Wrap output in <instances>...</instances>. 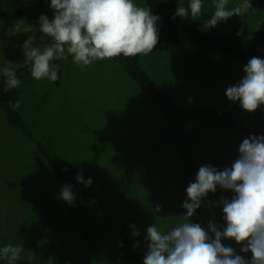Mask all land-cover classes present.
Returning a JSON list of instances; mask_svg holds the SVG:
<instances>
[{
  "label": "rangeland",
  "instance_id": "1",
  "mask_svg": "<svg viewBox=\"0 0 264 264\" xmlns=\"http://www.w3.org/2000/svg\"><path fill=\"white\" fill-rule=\"evenodd\" d=\"M252 1V0H251ZM160 0H135L151 11ZM189 0L179 5L187 6ZM242 2L230 0L229 7ZM9 10L21 8L23 16L12 26L0 19V73L5 67L25 64L22 45L35 35L43 48L49 38L39 32V17L53 18L50 0H3ZM213 0H204L199 21L187 19L200 30L211 18ZM32 25L34 33H15L16 24ZM243 26L244 38L264 27V0L252 14L234 16L206 30L227 33ZM144 68L171 94L180 106L217 105L243 122L264 129V105L249 113L238 102L229 101L226 90L245 75L242 63L228 54L198 44L159 43L154 51L141 56ZM12 62V63H9ZM236 61L239 66L216 64ZM63 79L58 86L47 79L35 80L24 74L19 86L18 108L30 135L11 125L0 105V248L24 244L21 258L41 264H135L118 256L122 246L119 230L128 216L137 220L139 237L131 245L147 250V227L156 224L161 231L183 222L187 199L180 151L172 140H164L168 122L158 100L149 95L116 60L96 61L81 68L72 58L62 64ZM249 135L221 127L209 115L196 117L186 132L189 156L198 168L212 165L218 170L230 167L238 148ZM45 145L74 183V205L59 198L61 182L54 166L41 152ZM93 178L86 187L76 179ZM231 191L209 193L192 217L207 229L214 220L226 226L222 208L210 207ZM95 201V202H93ZM161 209L156 212V208ZM85 229L89 236L85 235ZM241 255L234 240L222 239Z\"/></svg>",
  "mask_w": 264,
  "mask_h": 264
},
{
  "label": "clouds",
  "instance_id": "2",
  "mask_svg": "<svg viewBox=\"0 0 264 264\" xmlns=\"http://www.w3.org/2000/svg\"><path fill=\"white\" fill-rule=\"evenodd\" d=\"M229 4L230 0H213L211 18L204 21L201 31L231 17H243L253 7L251 0H242L231 7ZM50 8L53 18L42 14L38 21V30L49 38L48 44L43 48L36 46L37 37L29 35L20 45L31 76L37 81L56 82L59 65L54 61L67 60L69 56L83 69L96 61L147 56L159 43L157 24L161 17L153 14L150 6H140L135 0H50ZM203 13L204 0H189L187 6L177 5L172 18L190 17L199 21ZM25 23L20 20L15 33H34V27L29 24L21 31ZM243 32L242 26L237 35ZM243 72L245 75L237 84L228 86L226 96L245 111L254 113L264 105V59L252 57ZM3 77L6 90L22 83L11 67L3 69ZM8 106L18 109L21 101L13 104L9 100ZM238 152L231 166L223 170L212 165L200 166L195 181L186 188L183 222L167 231H161L155 223L147 227L143 264H264V135L253 134L243 139ZM76 179L86 187L93 183V178L84 179L82 173ZM218 188L234 193L231 198L221 197L215 203L208 201L210 207L222 208L226 226L210 220L205 229L200 223L192 222V217L209 193H216ZM59 198L74 205L77 194L73 185L62 186ZM160 211L157 207L156 212ZM130 228L133 237L140 236L134 224ZM222 239L234 240L241 246V252H250L251 257L225 246ZM24 249V244L9 243L0 248V258L7 264H15Z\"/></svg>",
  "mask_w": 264,
  "mask_h": 264
},
{
  "label": "trees",
  "instance_id": "3",
  "mask_svg": "<svg viewBox=\"0 0 264 264\" xmlns=\"http://www.w3.org/2000/svg\"><path fill=\"white\" fill-rule=\"evenodd\" d=\"M181 0H160L159 4L152 10V13L159 15L161 19L158 21L157 27L159 29V43L181 44L192 42L198 44L206 49L225 53L234 58L239 63L246 65L247 62L254 56L264 59V27L256 31L250 37L244 38L242 35H237L241 26L236 25L230 32L227 33H207L202 32L199 28L192 25L188 20L177 17L173 19L177 5ZM41 0H38L40 3ZM253 7L248 11V14L254 13L261 5L262 0H252ZM23 16V10L16 8L9 10L0 0V19L7 26H12L16 21ZM158 43V44H159ZM141 56L134 58L118 57L114 60L121 63L128 74L133 77L139 85L153 98L159 101L163 116L168 122V128L164 135V140H172L177 145L182 162L185 169V177L183 181V192L186 193V188L190 182H194L196 174L199 170L195 162L188 154L186 144V132L189 124L193 120L203 114H209L221 127H230L240 130L250 135H264V129H260L249 125L236 116L231 114L226 109L217 105L197 104L191 107L180 106L177 104L169 92L164 90L153 78V76L144 68L141 62ZM69 56L68 59H70ZM67 59V60H68ZM66 60L54 61L59 65L58 80L54 82L60 85L63 79L62 64ZM16 70L17 77L21 80L24 74L31 73L30 65L25 64ZM12 101L13 104L19 100V87L6 90L5 78L3 72L0 73V105L4 108L7 119L11 125L18 126L31 134L28 125L18 109L9 108L8 102ZM41 152L46 156L50 163L54 166L55 171L58 173L61 188L66 184L73 185L74 183L66 175L57 160L50 154L48 148L40 141L38 142ZM137 224V220L133 216H128L124 220L119 233L121 237L122 246L118 250L119 257L131 260L135 264H143V258L147 250H141L131 245V232L130 225ZM89 231L85 229V235L89 236ZM225 246H229L225 244ZM242 256L246 258L251 257V253H243ZM0 264H7L5 260L0 258ZM15 264H41L31 258H22L15 262Z\"/></svg>",
  "mask_w": 264,
  "mask_h": 264
},
{
  "label": "crops",
  "instance_id": "4",
  "mask_svg": "<svg viewBox=\"0 0 264 264\" xmlns=\"http://www.w3.org/2000/svg\"><path fill=\"white\" fill-rule=\"evenodd\" d=\"M216 64H219V65H221V64H226V65H231V66L234 65V67H235V66H239V65H238L239 63H237L236 61H234V62H233V61H229V62H220V63H216ZM221 66H223V65H221Z\"/></svg>",
  "mask_w": 264,
  "mask_h": 264
}]
</instances>
